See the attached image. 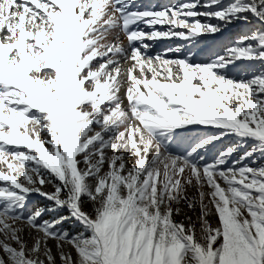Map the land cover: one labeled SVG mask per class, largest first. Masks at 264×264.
I'll use <instances>...</instances> for the list:
<instances>
[{
  "label": "snow or ice",
  "instance_id": "6c2138e0",
  "mask_svg": "<svg viewBox=\"0 0 264 264\" xmlns=\"http://www.w3.org/2000/svg\"><path fill=\"white\" fill-rule=\"evenodd\" d=\"M58 261L264 264V0H0V264Z\"/></svg>",
  "mask_w": 264,
  "mask_h": 264
},
{
  "label": "rangeland",
  "instance_id": "374dc122",
  "mask_svg": "<svg viewBox=\"0 0 264 264\" xmlns=\"http://www.w3.org/2000/svg\"><path fill=\"white\" fill-rule=\"evenodd\" d=\"M177 2H183V0H138V3H140L141 5H154L155 7H165L169 4L172 3H177ZM254 23V22H253ZM158 28L160 27L159 25L157 26ZM253 27H258V25H253V24H233V25H229L228 28L224 29L223 32L221 33H217L215 36H205L201 39L200 43L198 46H196L195 48H193V51L197 54V60L202 59L204 55H206V53L209 51V49L211 50H215L218 52H222L223 48L227 45H229L230 43L233 42V40L240 36V35H244L247 34L248 31L250 29H252ZM147 31V29H145ZM161 30H164L163 28H161ZM120 40L123 42V44L126 46L127 45V41L126 38L121 35L120 36ZM146 43H153L151 41H145ZM183 43L181 40L177 39V38H172V39H168V38H159L157 39L154 43L153 46L151 48V50L149 51V55H152L156 52H161L164 49L167 48H172L175 47L179 44ZM122 60V64H123V58H121ZM245 62L243 61H238L237 65L238 67L242 68L244 67ZM123 66L126 68L128 65L123 64ZM259 70V69H257ZM234 75H239V72L237 70H234L233 72ZM225 143H228V141H225ZM214 151V150H213ZM213 153L209 152L208 155L211 156ZM129 164L132 163V161H128ZM189 194H191V192H189ZM38 199H42L44 201V198L33 194L30 198H29V202H28V208L29 206H43L42 204L39 203L40 200ZM86 210H87V206H86ZM188 215L192 216L193 213L192 212H188ZM46 219L49 218L48 216L45 217ZM184 217L182 216H176L175 219L177 221H180L181 219H183ZM193 218H195L193 216ZM62 227L68 228L69 231H74V226L70 225V224H65ZM50 246L53 247L54 249V243L53 242H49ZM15 246V245H14ZM59 264V261H58Z\"/></svg>",
  "mask_w": 264,
  "mask_h": 264
},
{
  "label": "trees",
  "instance_id": "16d2710c",
  "mask_svg": "<svg viewBox=\"0 0 264 264\" xmlns=\"http://www.w3.org/2000/svg\"><path fill=\"white\" fill-rule=\"evenodd\" d=\"M38 200H40L39 203L42 205L45 203V201H43L42 199H38ZM31 208H32V206H29V209H31Z\"/></svg>",
  "mask_w": 264,
  "mask_h": 264
},
{
  "label": "bare ground",
  "instance_id": "6f19581e",
  "mask_svg": "<svg viewBox=\"0 0 264 264\" xmlns=\"http://www.w3.org/2000/svg\"><path fill=\"white\" fill-rule=\"evenodd\" d=\"M122 60V59H121ZM122 62V61H121ZM127 65V64H126Z\"/></svg>",
  "mask_w": 264,
  "mask_h": 264
}]
</instances>
